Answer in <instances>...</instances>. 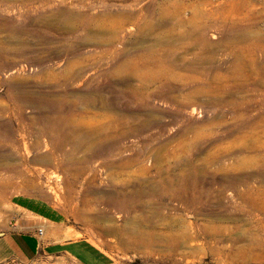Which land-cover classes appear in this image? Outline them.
I'll list each match as a JSON object with an SVG mask.
<instances>
[{"label": "rangeland", "instance_id": "1", "mask_svg": "<svg viewBox=\"0 0 264 264\" xmlns=\"http://www.w3.org/2000/svg\"><path fill=\"white\" fill-rule=\"evenodd\" d=\"M200 1L0 2V153L10 155L0 157V165H16L13 171L0 169V183L10 182L0 187V238L19 234L52 243L83 241L94 251L95 264H264V229L259 231L264 215L236 196L243 186L233 189L229 182L233 176L264 173L263 134L244 140L237 131L242 123L264 121V71L251 70L254 59L264 64V0H246L250 4L237 15L228 10L244 0L202 5L198 22L221 20L206 30L208 44L201 55L193 48L185 52L175 38L166 39L178 56L199 62L204 79L234 77V83L220 87L218 104L203 96L181 108L166 97L178 95L181 87L171 82L152 86L148 103H142L131 92L139 85L134 67L118 73L121 64L166 48L161 43L166 32L181 29L175 8ZM190 12L187 7L183 17ZM231 22H252L250 39H230ZM253 42L263 46L256 53ZM69 63L76 64L74 78H64ZM183 129L206 136L195 138L190 148L193 135H182ZM249 144L256 150L244 151ZM209 153L223 154L207 165ZM42 156L50 163L32 162ZM244 158L258 164L233 170ZM178 171L186 175L182 200L163 194L164 180ZM250 182L264 187L261 178ZM150 184L154 196L137 197L135 209L124 205V197ZM256 197L264 202L263 193ZM190 223L185 243L173 251L165 247L167 236L181 237L182 226ZM208 224L224 227L223 234L213 239L203 233ZM132 231L157 234L159 246H127ZM256 233L261 245L249 241ZM4 257L0 264H81L42 250L33 260Z\"/></svg>", "mask_w": 264, "mask_h": 264}, {"label": "bare ground", "instance_id": "2", "mask_svg": "<svg viewBox=\"0 0 264 264\" xmlns=\"http://www.w3.org/2000/svg\"><path fill=\"white\" fill-rule=\"evenodd\" d=\"M6 1H13V2L24 1L25 3L31 4V3H35V1H38V0H0V2H6ZM24 2H22V4H24ZM207 3H209V0L200 1L197 3V5H191L190 4V5L185 6L183 4L182 6L175 8L174 12H175V14H177V18H179L178 21L180 22L181 29L177 30V32L172 31V30H168L166 32L165 38H163V40L161 42L162 44H164V46L166 48H164V49L158 48L155 50L154 49L150 50L149 52H145V53L139 55L136 60H129L127 63L121 64L119 66V68H118L119 74H122L123 72L130 69L131 67H134V75L136 77V80L139 82V85H138V87L136 85L135 88L131 87V88H133V89H131V92L134 93V95L136 96L138 101H141L142 103H148L149 98L151 97L150 88L152 86L155 88H159L161 85H164L165 83L171 82V83H179L181 87L179 88V91L177 92L178 95L168 94L166 97L168 100L176 102L181 108H184V107L186 108V106L199 103L198 101H199L200 97H203V96H208L210 98V101L208 103L218 104V101H217V99H215V97L220 92L219 91L220 87L223 85H226V84L234 83V81H235L234 77L231 79L225 80V81H222L218 76H214L209 81L204 79L203 78L204 73L199 68V62L198 61H188L186 58L178 56L177 50H173V48H171L167 45L168 44L167 42H169V41H166L167 37L170 39L175 38V40L179 41L180 44H182V50H184L185 52H188V50L190 48H193L200 55L205 53L204 51H206V46H203V44L207 43L206 42L207 41L206 30L209 29V27L213 26V23L216 25V24L220 23L219 20H221L220 18L216 17L211 22H205V23L204 22H202V23L198 22L199 14L204 13V12H201V10H202L201 6L205 5ZM249 4H250L249 1L244 0L241 3V7L231 8L228 10V12H229V14L233 13V15H237V13L243 14L244 9H246V7H248ZM187 7L190 9L191 15L189 17L185 18V17H183L182 13ZM209 14L212 15V14H214V12L207 13V15H209ZM211 15H210V17H211ZM244 16H245L244 18H246V20L253 18V16H249V15H244ZM212 18H213V16H212ZM162 19H164V18H162ZM167 23H168V20L167 21L165 20L164 22L161 23V25L164 26ZM223 24H227V22L223 21ZM231 24H232V22H231ZM254 26L255 25H252V22L251 23L243 22L240 25H235V24L228 25L227 26V35L229 36L230 39L247 41V39H250V37L248 36V32L252 28H255ZM261 43H263V42L261 41ZM252 46L253 47L251 49L253 50L254 53H256L258 50H260L263 47V46H258L256 44V42H253ZM240 55H241V53H240ZM179 58L182 59L183 63H177L176 62V60L177 59L179 60ZM240 58H242V57H240ZM238 61H240V60H238ZM179 62H181V61H179ZM133 63H135V64H133ZM75 65L76 64H74V63H69V66H68L67 70L65 71L66 74H64V78H68L67 76H69L70 78H74L76 76V73H74ZM237 68H239L241 70V68H243V65L238 64ZM247 68H249V67H247ZM251 68H252L251 70L253 72H255L256 74H259L261 71H264V64L259 65L257 59H254L253 64H251ZM176 70L183 71V73H178V72H176ZM240 70H238V71H240ZM212 128H213V125H212ZM247 129H250V131H248ZM237 131H241V137L244 138V140L258 139L260 137L258 133H262L263 135H261V136L264 137V121L253 122V123H242L238 126ZM181 132H182V135H186V134H189V135L192 134L193 135L192 139L189 141V144L192 141V143L190 144V148H195V146H196L195 138H200L201 136H206V134H204L200 130L195 132V131H192L191 129H189V130L183 129ZM262 147H264V143L259 148H262ZM256 148H257L256 146H252L251 144H249V145H246L244 147V151L251 152V151L256 150ZM52 154H54V153H52ZM222 154L223 153H209L207 155L208 159H207L206 164L212 165V164L216 163L220 159V156H222ZM246 154H249V153H246ZM9 156L10 155L8 153H0V157L3 160L10 159ZM37 156H38V154H37ZM262 156H263L262 157L263 161L262 160L261 161L264 162V153ZM3 160L1 162H3ZM50 161H51L50 157L48 158V157H44V156L37 157L36 160H32V162H35L36 164H49ZM32 162H30V163H32ZM257 162H258V160H248V158L239 159L232 166V169L234 170V169H239V168H243L246 166L247 167L256 166L258 164ZM262 164H264V163H262ZM3 165H0V169L1 168L4 170L9 169L10 171H13L16 168L15 164H6L4 166ZM178 172H180V173L174 174L173 178L170 179V181H168L166 178V180H164V185H163V194L173 198L174 200H182V197H180V191H181L182 183L184 182L185 177H186V175H184L185 172H183V171H178ZM254 178H261L262 181L264 182V173L258 172V173H252L250 175L247 174L244 176H237V177L233 176L229 179V182H230V186L233 189H237L238 186H243L244 188L242 191L235 190L236 196L242 201L243 204H245L246 207H248L252 211L260 212L264 215V202L259 203L258 202L259 199L257 200V197H256L260 193L264 194V187H257L256 186L257 188H254V186H252V184L250 182V181H253ZM9 184H10V182H8V181H5V182L2 181L0 183V187L1 188H7L9 186ZM147 187L148 188H142L141 187L138 190V192L135 191L133 193L132 197H124V199L122 200V202L125 201L124 205L125 206L127 205L129 209H132V208L135 209V207H136L135 202L138 201L137 197L148 198V196H154L155 190H153V185L151 186V184H150ZM147 189H150V190L145 191ZM131 194L129 196H131ZM249 214H251V211L249 212ZM187 227L189 229V227H193V224L190 223L188 226H182L183 231L180 234L181 237L179 235H175V234H171L170 236H167L166 238L164 237L165 238V247H168L169 249H171L173 251V250H175V248L179 244L185 243L187 241V236H186L187 230H188ZM262 229H264V220L259 225V231H261ZM195 230H196V228H195ZM223 231H224V227L217 226V225H211V224L203 226V230H202V232L205 234H207V233L212 234L211 237L213 239L216 236L223 234L222 233ZM130 234L132 236L130 238H128V243L126 244L127 246L134 247L135 249L136 248H139V249L142 248V249L148 250V249H153L154 247H156L158 245L159 240L157 238V234H155V233L144 234V233H141L139 231L138 232L132 231V232H130ZM252 236H254V237H251V239L249 241H253V242L257 243L258 245H261V239L258 236V234L256 233V234H253ZM189 239L190 240L193 239V236ZM195 239H196V237H195ZM240 241H242L241 238L236 239L234 242H240ZM224 258L226 259V262L230 259V258L227 259L226 257H224ZM224 264H228V263L224 262Z\"/></svg>", "mask_w": 264, "mask_h": 264}, {"label": "crops", "instance_id": "3", "mask_svg": "<svg viewBox=\"0 0 264 264\" xmlns=\"http://www.w3.org/2000/svg\"><path fill=\"white\" fill-rule=\"evenodd\" d=\"M63 234V230L56 231ZM46 237V233L42 234ZM40 241L37 235L4 234L0 238V260L4 256L17 255L27 260H33L42 250L46 255L60 254L75 259L81 264H95L94 251L83 241L66 240L63 242Z\"/></svg>", "mask_w": 264, "mask_h": 264}, {"label": "built area", "instance_id": "4", "mask_svg": "<svg viewBox=\"0 0 264 264\" xmlns=\"http://www.w3.org/2000/svg\"><path fill=\"white\" fill-rule=\"evenodd\" d=\"M41 232V231H40Z\"/></svg>", "mask_w": 264, "mask_h": 264}]
</instances>
